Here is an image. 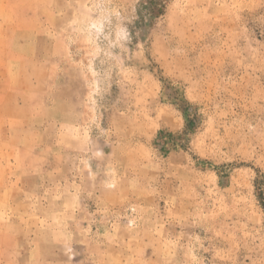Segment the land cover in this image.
Segmentation results:
<instances>
[{"label": "rangeland", "instance_id": "obj_1", "mask_svg": "<svg viewBox=\"0 0 264 264\" xmlns=\"http://www.w3.org/2000/svg\"><path fill=\"white\" fill-rule=\"evenodd\" d=\"M0 264H264V0H0Z\"/></svg>", "mask_w": 264, "mask_h": 264}]
</instances>
